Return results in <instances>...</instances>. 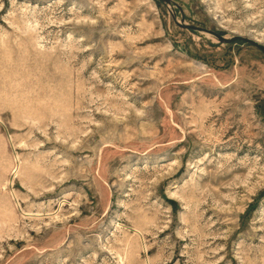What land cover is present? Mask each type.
<instances>
[{"label":"rangeland","instance_id":"1","mask_svg":"<svg viewBox=\"0 0 264 264\" xmlns=\"http://www.w3.org/2000/svg\"><path fill=\"white\" fill-rule=\"evenodd\" d=\"M244 38L264 0H0V264H264Z\"/></svg>","mask_w":264,"mask_h":264},{"label":"water","instance_id":"2","mask_svg":"<svg viewBox=\"0 0 264 264\" xmlns=\"http://www.w3.org/2000/svg\"><path fill=\"white\" fill-rule=\"evenodd\" d=\"M164 2H166L167 4L171 3L172 0H163ZM184 26L187 27V28H190V29H194L196 31H200V32H204V33H207V34H212L213 36L217 37L220 41H224V42H230L236 38H240V36L238 37H232V38H226L224 36H222L221 34L213 31V30H210V29H207V28H204V27H200V26H196V25H193V24H187L184 22ZM245 40H247L248 42L256 45L258 48H260L263 52H264V45L260 44L259 42L257 41H254V40H251V39H247V38H244Z\"/></svg>","mask_w":264,"mask_h":264},{"label":"bare ground","instance_id":"3","mask_svg":"<svg viewBox=\"0 0 264 264\" xmlns=\"http://www.w3.org/2000/svg\"><path fill=\"white\" fill-rule=\"evenodd\" d=\"M210 35H212V34H210Z\"/></svg>","mask_w":264,"mask_h":264}]
</instances>
